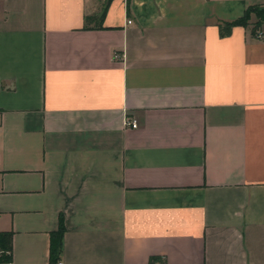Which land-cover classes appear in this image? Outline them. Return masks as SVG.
I'll return each mask as SVG.
<instances>
[{"label":"crops","instance_id":"1","mask_svg":"<svg viewBox=\"0 0 264 264\" xmlns=\"http://www.w3.org/2000/svg\"><path fill=\"white\" fill-rule=\"evenodd\" d=\"M104 2L0 0V264H264V0Z\"/></svg>","mask_w":264,"mask_h":264},{"label":"trees","instance_id":"2","mask_svg":"<svg viewBox=\"0 0 264 264\" xmlns=\"http://www.w3.org/2000/svg\"><path fill=\"white\" fill-rule=\"evenodd\" d=\"M110 0H105L104 6L101 10V14L99 16H88L85 19V22L88 24L92 21L102 20L107 6ZM128 3V0H127ZM254 15L255 21L253 25V33H255L257 27L261 22H264V7L260 5H251L248 6L243 14L226 23V27H231L235 25L246 26L249 24V20L251 16ZM65 231V227L63 224L62 217H59L58 227L55 231L50 232V244H49V264H57L60 259V254L62 250V239ZM11 231H0V261L1 262H9L11 260Z\"/></svg>","mask_w":264,"mask_h":264},{"label":"built area","instance_id":"3","mask_svg":"<svg viewBox=\"0 0 264 264\" xmlns=\"http://www.w3.org/2000/svg\"><path fill=\"white\" fill-rule=\"evenodd\" d=\"M127 23H131V20H127ZM257 36H260L259 32L257 33ZM113 58L119 59V58H121V55L118 52H114L113 53ZM126 125H128L130 127H133V128H136L137 127V122H136L135 119L126 120ZM58 264H61V262H58Z\"/></svg>","mask_w":264,"mask_h":264}]
</instances>
